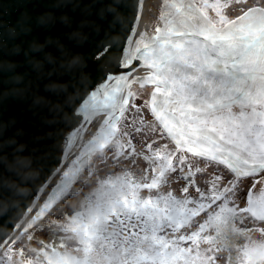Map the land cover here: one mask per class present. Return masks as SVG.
<instances>
[{
  "label": "water",
  "instance_id": "obj_1",
  "mask_svg": "<svg viewBox=\"0 0 264 264\" xmlns=\"http://www.w3.org/2000/svg\"><path fill=\"white\" fill-rule=\"evenodd\" d=\"M135 4L136 0H0V237L9 236L59 166L64 135L78 119H69V110L78 109V100L90 86L102 89L115 79L104 89L111 110L141 67L166 71L189 53L200 54L204 67H217L216 72L225 75L250 73L237 68L244 64L242 42L234 53L223 39L247 19L233 20L231 27H210L211 35L170 33L163 26L128 56V40L134 35L130 29L137 23ZM262 15L264 9L255 16ZM106 46L107 56L94 59ZM122 48V67L128 70L103 80L105 73L115 72ZM134 61L139 63L133 66Z\"/></svg>",
  "mask_w": 264,
  "mask_h": 264
},
{
  "label": "snow or ice",
  "instance_id": "obj_2",
  "mask_svg": "<svg viewBox=\"0 0 264 264\" xmlns=\"http://www.w3.org/2000/svg\"><path fill=\"white\" fill-rule=\"evenodd\" d=\"M241 2L242 0H193L201 16L195 15L189 9L188 18L195 22L201 17L205 20L212 16L227 17L233 5ZM243 2L246 3V0ZM166 4L171 5L177 14L183 12L182 4L177 0H161L157 22L152 23V36H156L166 22V14L162 11ZM135 7L134 23L142 19V10L147 7L146 0H136ZM232 23L230 19L220 21L221 26L225 27H231ZM130 31H133L137 38L141 36L138 27ZM144 34L148 35L147 28ZM137 38L129 39L128 43ZM223 39L227 40L229 47L234 50H238L242 42L243 62L248 65L245 70L257 71L264 82V15L248 17L244 24L236 26L232 34ZM108 51L110 49L106 46L94 59L103 60ZM125 58L126 48H122L121 59L116 64L115 72L105 73L103 80H107L110 74L127 71V68L122 67ZM137 63L139 61H134L133 66ZM104 91L97 89V84L90 86L88 92L78 100V109L70 108L69 119H78L64 135L60 164L41 189L37 190L33 203L25 207L24 218L13 225L18 235L0 237V264H35L37 258L39 261L43 258L44 264H89L87 254L97 242L104 241L110 223L109 217H115L117 214L108 204L115 189V183L111 180L104 184L102 191L85 198L82 211L61 217L64 223L60 226L59 251L56 245H53L50 250L42 253L33 250V256L30 258L25 254L24 246L25 239L31 243L38 231H42L45 226H53L51 218L56 215L58 202L80 182L81 173L93 158L103 159L111 152L114 160L119 159L117 150L111 143L115 133ZM128 107H132L131 102ZM111 110L116 111L114 107ZM127 123L128 121H125V124ZM261 123L264 124V120ZM164 126L167 127V124ZM145 149L147 150V145ZM100 153H103V156H100ZM199 159L204 160L209 167L215 166L222 170L214 172L202 181L206 185L203 189L199 188V182L195 179L202 174L201 171H197L195 176H181L176 182L184 179L188 187L195 185L193 190H197V197L193 198L192 202H207L210 205L200 214L205 217L207 223L197 218L195 223L185 225L181 229L183 239L179 233L170 232L169 237H175L180 241L179 244L175 248L173 245L162 248L161 259L158 262L153 261V264H218L225 256L228 257V264H264V142L258 148L246 146L240 151L216 148L215 151L200 154ZM57 174L59 181L51 187L46 198H43L42 191ZM248 179L251 180L250 187L245 184ZM190 181L192 183H189ZM143 191L147 192L149 189L145 188ZM123 203L126 205L128 201ZM209 213H212L211 217ZM213 223L215 227L208 226ZM237 224L239 227H236ZM20 233L23 235L20 236ZM233 240L246 243L235 247V244L230 243ZM17 245L21 247L18 248ZM42 247L47 249V245ZM231 248H235V257L231 255ZM77 256H82L83 259H77Z\"/></svg>",
  "mask_w": 264,
  "mask_h": 264
},
{
  "label": "rangeland",
  "instance_id": "obj_3",
  "mask_svg": "<svg viewBox=\"0 0 264 264\" xmlns=\"http://www.w3.org/2000/svg\"><path fill=\"white\" fill-rule=\"evenodd\" d=\"M177 2L183 6L182 14H177L169 4L162 9L166 14L165 23L168 26H174L178 31L183 29L199 31L197 30L199 28L212 33L202 17L195 22L189 20V9L195 15L201 16L194 7L193 0ZM260 2L262 0H246V3L242 0L240 4L233 5L227 17L212 16L208 20L221 25L220 21L224 18H235L240 12L261 5ZM160 3L161 0L153 2L155 12L149 8L142 10L146 11L147 21L151 22V19L158 17ZM236 51L240 49L234 53ZM149 76L150 71L145 67L135 74L131 81L138 83H131L126 108L113 122L115 139L111 143L117 150L119 159L114 160L112 153L109 152L103 159L93 158L88 163L85 171L81 173L80 182L73 186L68 194L70 196L58 206L56 215L51 218L53 226H45L42 231H38L31 243L27 239L24 240L25 254L30 258L33 256V250L38 253L40 239L47 237L53 229L60 232V226L64 223L61 217L72 215L74 211H82L85 198L102 191L104 184L109 180L115 183V189L108 204L125 200L128 203L123 205L122 216L109 223L115 234L113 233L114 235L105 243L97 242L88 253L89 264H153V261L158 262L161 259L162 248L166 245H173L175 248L179 244L180 241L175 237H169L170 232L179 233L183 239L181 229L185 225L195 223L197 218L207 223L205 217L200 214L210 205L207 202L193 203V198L197 197V190H193L195 185L188 187L184 179H179L178 182L176 180L181 176H195L197 171H201L202 174L195 179L199 182V188L203 189L206 185L202 181L222 169L209 167L204 160L199 159L198 155L188 149L179 153L170 150L168 139L158 129L152 115L150 103L152 86L145 84L149 81ZM129 102L132 104L131 108L128 107ZM125 121L128 123L125 124ZM99 155L103 156V153ZM245 184L250 187L251 180H245ZM145 188L149 191H143ZM211 216L212 213H209V217ZM224 259L218 261V264ZM37 262L38 258L35 263Z\"/></svg>",
  "mask_w": 264,
  "mask_h": 264
},
{
  "label": "flooded vegetation",
  "instance_id": "obj_4",
  "mask_svg": "<svg viewBox=\"0 0 264 264\" xmlns=\"http://www.w3.org/2000/svg\"><path fill=\"white\" fill-rule=\"evenodd\" d=\"M246 67L244 63L237 68L246 71ZM216 69L204 67L200 54L189 53L152 77L150 103L158 129L181 151L188 149L198 156L216 148H258L264 142L260 74L248 70L225 75Z\"/></svg>",
  "mask_w": 264,
  "mask_h": 264
},
{
  "label": "bare ground",
  "instance_id": "obj_5",
  "mask_svg": "<svg viewBox=\"0 0 264 264\" xmlns=\"http://www.w3.org/2000/svg\"><path fill=\"white\" fill-rule=\"evenodd\" d=\"M157 0H146V3H147V7H146V10L147 8L151 9L153 12H155V8L153 6V2H155ZM154 22H157V18L154 17L153 19H151V22L147 21L146 20V11L144 12V15L142 17L141 20L137 21L136 23V27L139 28V30L141 31V36L140 37H135V34L133 35L132 39H135L137 38L135 41H132L130 42V45L128 46V49H127V53H128V56H131L132 55V51L135 49L136 46L140 45V44H143L145 42H148L151 38H152V33H151V28H152V23ZM147 28L148 30V35L146 36L144 34V30ZM175 47V46H174ZM170 48H167L166 50H168ZM115 79H110L103 87L102 89H105L106 86L108 85H112L114 83ZM128 89L126 90L123 98L121 99V101L114 106V108L116 109L115 112H113L112 110H109V117H112V120L113 122L115 120H117L121 114L124 112L125 108H126V103H127V99H128ZM59 175L57 174L55 176V179L54 180H51L48 187L46 189H44L41 193V196L43 198H45L46 194L48 193L49 189L51 188V186L56 183L59 179ZM42 202V201H41ZM24 218V215L23 217L21 218V220ZM9 235H12V236H17L18 234L15 232V230L13 229L11 231V233Z\"/></svg>",
  "mask_w": 264,
  "mask_h": 264
},
{
  "label": "trees",
  "instance_id": "obj_6",
  "mask_svg": "<svg viewBox=\"0 0 264 264\" xmlns=\"http://www.w3.org/2000/svg\"><path fill=\"white\" fill-rule=\"evenodd\" d=\"M263 1H264V0H262V2H263ZM262 2H260L261 5L264 4V3H262ZM244 12H245V11H244ZM240 14H241V13H240ZM114 139H115V138H114ZM112 141H113V140H112ZM168 142H169V144L171 145V146H170V150H172V152H173V151H175V153H179V152H181V149L178 148L176 145H174V143H173L171 140H168ZM112 145H113V143H112ZM123 205H124L123 201L112 202V203L110 204V206H111V207L116 211V213H117L115 217H109L110 222H111V221L114 222V220H116L117 217H119V216L121 217V216H122ZM105 210L107 211V208H106ZM79 211H81V210L74 211V214H75L76 212H79ZM208 226H209V227H215V223H213V224H209ZM236 227H239V225L237 224ZM114 232H115V231L112 230V228L109 227V224H108V228H107V231H106V233H105V239H104V241H103L102 243L107 242L108 239L111 238V236L115 234ZM113 233H114V234H113ZM221 239H223V238H221ZM230 243H231V244H235V247H239V246H240V243H246V241L236 242L235 240H233V241H230ZM42 245H47V249L43 248ZM53 245H56L57 250L59 251L60 246H61V233L59 232L58 229H53V230H51L50 233H48V236H47V237L42 238V239L39 240L38 253H42V252H45V251H47V250H50V249L53 247ZM230 252H231V255H232L233 257H235V255H236L235 248H231V249H230ZM87 255H88V254H87ZM89 257H90V255H88V259H89ZM77 259H83V257L77 256ZM35 264H44L43 258H41V260H40L39 262L35 263ZM221 264H228V257H227V256H225V259H224V261H223Z\"/></svg>",
  "mask_w": 264,
  "mask_h": 264
}]
</instances>
